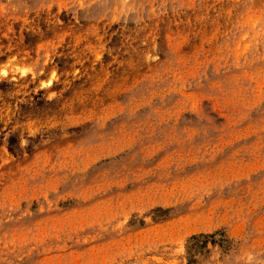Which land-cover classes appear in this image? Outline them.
<instances>
[{
	"label": "rangeland",
	"instance_id": "obj_1",
	"mask_svg": "<svg viewBox=\"0 0 264 264\" xmlns=\"http://www.w3.org/2000/svg\"><path fill=\"white\" fill-rule=\"evenodd\" d=\"M0 264H264V0H0Z\"/></svg>",
	"mask_w": 264,
	"mask_h": 264
}]
</instances>
